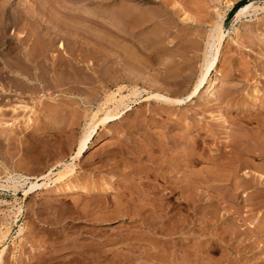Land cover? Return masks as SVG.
Wrapping results in <instances>:
<instances>
[{"label":"rangeland","instance_id":"374dc122","mask_svg":"<svg viewBox=\"0 0 264 264\" xmlns=\"http://www.w3.org/2000/svg\"><path fill=\"white\" fill-rule=\"evenodd\" d=\"M227 1L0 0V49L23 57L38 44L41 80L33 96L11 93L6 100L0 175L6 167L40 177L69 162L76 165L72 184L114 188L56 195L54 172L44 189L28 196L23 189L0 187V227L10 226L1 264H264V190L255 198V187L237 193L234 184L246 179L244 169L250 177L264 176V157L248 150L250 164L236 172L239 146L234 143L251 147L253 141L245 137L256 122L247 124L233 108L246 92L264 88V1L248 0L255 7L239 18L238 10L230 13L241 0H232L230 8ZM141 7L151 9L153 19L134 26L124 15ZM222 11L226 37L218 69L223 81L216 97L197 94L180 105L149 98L155 92L189 95L208 55V32ZM148 37L165 44H150ZM179 72L186 74L172 78ZM233 86L245 91L235 92ZM118 87L141 92L128 102L123 117L100 127L97 142L73 161L86 115ZM20 103L36 111L28 126L22 109L11 111ZM139 165L144 168L136 173ZM56 187L65 188L63 183ZM14 206L22 207L15 219Z\"/></svg>","mask_w":264,"mask_h":264},{"label":"bare ground","instance_id":"6f19581e","mask_svg":"<svg viewBox=\"0 0 264 264\" xmlns=\"http://www.w3.org/2000/svg\"><path fill=\"white\" fill-rule=\"evenodd\" d=\"M264 1V0H263ZM226 3V7L230 8L232 5H234L233 1H227ZM174 4V3H173ZM176 4V3H175ZM255 7V2H248L245 3L243 6H241L238 11H237V18H239L242 14L246 13L250 8ZM133 8V7H132ZM140 11L137 12H133L132 10H128V9H124L125 11H127V13L124 15L125 17L128 16L129 21H131L132 23L135 24H139V23H143V21H150L152 17V12L150 11L151 9L149 8H143ZM140 9V8H138ZM164 9V8H163ZM161 9V10H163ZM166 9V8H165ZM226 9V8H225ZM136 10V9H135ZM123 11V10H122ZM165 11V10H163ZM189 12L188 9L186 8L184 10V16L187 17L189 19ZM124 13V11H123ZM219 13V12H218ZM118 16L120 15L117 14ZM123 16V17H124ZM189 16V17H188ZM227 16V15H226ZM124 17V18H125ZM224 17H225V13L222 11L221 13H219L216 17V20L213 22L212 26L210 27V31L208 32V40L206 42L207 46V52L208 55L206 57H204V61H203V65L201 66L202 69L200 71V73H198L199 75L197 76L194 85L191 86L193 87L192 91L188 92L189 95H187V97H174V95L172 97L166 95V94H161V93H152L149 95V98H155L160 102H164V103H172V104H182L183 102H188L190 100H192L195 96H197V94L201 95V97H203L204 99H210L213 98L216 95V92L219 88L220 82L223 81L222 80V73L221 70L219 72V63H220V58L221 57V53H222V48H223V44L225 42V37L226 34L224 32V25H223V21H224ZM226 19V18H225ZM125 20V19H124ZM6 21V20H5ZM128 21V20H127ZM131 23V24H132ZM145 24V23H144ZM132 26V25H131ZM133 26V27H134ZM139 26V25H138ZM24 31V29H23ZM146 37V36H145ZM144 37V38H145ZM148 43L150 42V44H153L155 46H159V45H164L162 44L163 42H161V39H157V38H153V37H148L147 38ZM211 40L212 43H211ZM13 45V44H12ZM36 46L38 47V44H36ZM36 46L32 47V49H30L29 51H27V53L21 57L20 53H18L17 56H13L12 50L10 49H4L1 50L0 49V81L3 80L2 82H4V79L9 78L11 81H13L10 85H5V83H1L0 82V126L3 125L4 121H2L1 116L5 115V110L4 105L9 102H7V98L11 93H15L16 95H23V94H29L33 96V93H35L36 91H38V83L40 80V75L37 74V68H38V58L39 55H37L38 53L40 54V51H37ZM42 49H43V45ZM184 48V45H182ZM7 47V46H6ZM10 47V45H9ZM7 47V48H9ZM64 47L63 44L60 45V48ZM39 48V47H38ZM41 48V47H40ZM246 48V47H245ZM27 49V48H26ZM206 49V48H205ZM21 50V49H20ZM205 52V50H204ZM203 52V53H204ZM192 53V52H191ZM205 56V55H203ZM76 58V57H75ZM203 58V57H202ZM51 59V58H50ZM58 59V58H57ZM77 59V58H76ZM63 62L62 64L65 63V60L63 58ZM46 61V60H45ZM69 61V60H68ZM120 61V60H119ZM67 62V61H66ZM69 63V62H68ZM54 64V63H53ZM246 64V63H245ZM57 65V64H56ZM73 66V65H72ZM40 67V65H39ZM48 67V68H47ZM61 67V66H60ZM64 67V66H63ZM69 67V66H68ZM67 67V68H68ZM42 68V67H41ZM40 68V70H41ZM54 68V66H53ZM58 68V66H57ZM228 68V67H227ZM246 68V67H245ZM244 68V69H245ZM44 69V68H42ZM48 69V70H47ZM51 68L49 66H46V69H44V71L47 70L46 75H48L47 73H49L48 71H50ZM55 70V69H54ZM71 70V69H70ZM173 70H177V69H173ZM181 70V69H180ZM42 71V70H41ZM44 71L42 73H44ZM64 71V70H63ZM66 71V70H65ZM179 71V69H178ZM243 71V70H242ZM54 72V71H53ZM186 72V70H185ZM177 73L175 75L172 76V78H176V77H180L183 76L186 73ZM237 72V71H235ZM245 72V71H244ZM51 73V72H50ZM57 73V72H56ZM220 73V74H219ZM45 74V73H44ZM73 74V73H72ZM52 76V75H51ZM60 76V75H59ZM229 76V74H228ZM227 76V77H228ZM248 77V76H247ZM169 78V77H168ZM44 79L47 80V78L44 77ZM51 79V78H50ZM55 79V78H54ZM235 79V78H234ZM233 79V80H234ZM182 80V79H181ZM227 80V79H226ZM175 84L177 85L178 83H180V81L176 80L174 81ZM184 82V81H183ZM226 82V81H225ZM232 82V81H231ZM10 83V82H9ZM228 83V82H227ZM226 83V84H227ZM258 83V82H257ZM174 84V83H173ZM225 84V85H226ZM161 85V84H160ZM184 85V84H183ZM230 85V82L228 84V86ZM233 85H238V84H233ZM227 86V85H226ZM243 86V85H242ZM234 88H232L233 91H243L242 88H238L237 86H233ZM248 87V86H247ZM253 87V86H252ZM125 88V87H124ZM182 90V89H181ZM245 91V90H244ZM243 91V92H244ZM141 92V91H140ZM140 92L138 91V89L133 88L131 89L129 92L124 93L123 91V87H118L117 90L110 92L109 94L106 95L105 100L99 104V106L97 107L96 110H92L88 115H86L85 118V124H84V128L82 131V134L79 138L76 150H75V154L72 157V160L75 161L77 159H80L81 157H83L87 151H89V149L97 142V138H95V135H97L98 130L100 129V127L104 126L108 121L110 120H114L115 118H121L123 117V115L129 110V101L131 102V100L134 101L133 98H136ZM177 93V92H176ZM181 93V91H180ZM172 95V94H171ZM178 94H176L177 96ZM180 96V95H179ZM35 97V96H34ZM32 97V98H34ZM200 97V98H201ZM216 97V96H215ZM10 98V97H9ZM14 98V97H13ZM16 98V97H15ZM196 98V97H195ZM19 100V99H18ZM137 100V99H136ZM135 100V101H136ZM201 100V99H200ZM252 101V104H250V101ZM14 101V100H13ZM27 101V100H26ZM208 101V100H206ZM15 105V104H14ZM13 112H16L19 109H22L25 113L26 116L24 117V123L28 126L29 124H31L33 122V118L32 117L34 115V113L36 112L35 109L33 108V106H29L28 104H22L20 103L18 106H12L11 107ZM233 108H236V115L243 121H245L247 124H250L252 122H256V128L254 131H252V133L248 136H246L245 138L252 140L253 144L251 147H241L242 145L240 144L241 142H233L234 144L238 145L239 147L236 148V156H235V161H236V166H235V170L236 172L241 169H243L244 167H246L249 163V160L246 156L247 151L249 150V152H252L254 154H256L257 156L264 157V117H261V115L264 113V88H260L259 87H254V89H252L251 93H247L246 92V99L241 100H237L233 106ZM10 112V111H9ZM20 111H18L19 114ZM225 113V112H224ZM14 114V115H15ZM223 114V113H222ZM213 115V114H212ZM227 115H229V111H227ZM221 116V115H220ZM225 118V116H224ZM227 119V117H226ZM4 120V118H3ZM11 120V119H10ZM21 120V119H20ZM36 121V119H35ZM34 121V122H35ZM232 121V120H230ZM12 122V121H11ZM227 122V121H226ZM244 122V123H245ZM8 122L5 121V124H7ZM20 123V122H19ZM225 123V120H224ZM223 123V124H224ZM35 124V123H34ZM33 124V125H34ZM5 126V125H4ZM7 126V125H6ZM5 128V127H4ZM35 129V128H33ZM6 132V131H5ZM197 133V132H196ZM239 138V137H238ZM240 141V138L237 139ZM243 140V139H242ZM244 141V140H243ZM121 143V142H120ZM232 143V141L230 142ZM225 144V143H224ZM243 144V143H242ZM194 145V144H193ZM120 146V145H119ZM123 146V145H122ZM223 146V145H222ZM232 148V147H231ZM224 149V146H223ZM186 150H188L186 148ZM228 150V149H227ZM133 153V152H132ZM188 153V152H187ZM130 154V153H129ZM141 154V152H140ZM191 154V153H190ZM194 155V154H192ZM133 156V155H132ZM188 156V155H186ZM127 157V156H126ZM146 157V156H145ZM150 157L149 155L147 156V158ZM129 158V157H128ZM219 158V157H218ZM231 158V157H230ZM251 159V157H249ZM144 159V158H143ZM232 159V158H231ZM149 159H147L148 161ZM252 160V159H251ZM154 161V160H153ZM235 161L233 163H235ZM255 161V160H253ZM232 162V161H230ZM251 162V161H250ZM264 162V161H263ZM252 163V162H251ZM259 163V162H258ZM123 164V163H121ZM141 164V163H140ZM250 164V163H249ZM254 164V163H252ZM255 165V164H254ZM263 165V163H262ZM115 166V165H114ZM117 168L119 165H117ZM127 166V164H126ZM125 167V169L127 170V168ZM131 166V165H130ZM234 166V165H233ZM59 167H62L60 170H58L57 173H55L52 169L51 171H49V173L46 175L44 174L43 176H31V175H27L25 173H21V172H14V171H10L8 170V168L5 167L4 170V175H0V187L3 188H10L13 190H19V189H23L24 193L26 196H28L30 193H32L33 190L35 189H44V187H46L48 185V181H51L53 178L50 177V175L52 176L53 172L55 174H57V177L55 179L52 180V184L54 183L55 189L54 192L56 195H62L65 193H74L75 191H78V189L83 190L85 193H92L93 194H97V193H101V191H105V193H111L114 188H112V186L106 185V187L102 188L101 186H97V185H92L91 187H89V185H85V187H79L78 185L80 184H72L71 180H69V178L73 177V175L75 174V167L74 163H66L63 162L61 164H59ZM225 167V166H224ZM258 167V166H256ZM115 168V167H114ZM123 168V167H122ZM129 168V167H128ZM144 168V165H139L137 167H135L134 171L136 173H139L142 171V169ZM159 168L162 169V166L159 165ZM248 168V167H247ZM260 168V167H259ZM131 170V169H130ZM129 171V170H128ZM160 171V170H159ZM173 171V170H172ZM243 171V170H242ZM259 171V170H258ZM264 171V170H263ZM131 172V171H130ZM151 172V171H150ZM147 173V172H146ZM156 173V172H155ZM159 173V172H158ZM256 173V172H255ZM127 174V173H126ZM250 172H248L247 170L243 172V175H245V178H233V179H237L238 180L234 183L235 184V190L236 192L239 191V189L241 187H246V186H250V187H255L253 189H255V192L253 193L254 197L256 198L257 196L260 197L261 192H263L262 190H264V176L262 173H258L259 175H257L256 177H250ZM150 175V174H149ZM154 175V174H153ZM157 175V174H156ZM196 175V174H194ZM148 176V175H147ZM54 177V176H53ZM242 177V176H241ZM135 178V177H134ZM194 178V177H193ZM196 178V177H195ZM45 180L44 182L40 183V181ZM69 180V181H68ZM77 180V179H76ZM117 180V176H113L112 177V181ZM133 181V180H132ZM78 182V181H77ZM58 183H63L65 188H57L56 185H58ZM140 183V182H139ZM142 183V182H141ZM88 184V183H87ZM175 184L178 185V181L175 182ZM50 185V186H51ZM84 185V184H83ZM141 185V184H140ZM143 185V184H142ZM141 185V186H142ZM49 186V187H50ZM131 187V186H130ZM156 187V186H155ZM163 186H161L162 188ZM52 188V187H51ZM135 191H137L134 187H132ZM145 188V187H142ZM160 188V186H159ZM163 188H166L165 186ZM247 188V187H246ZM47 189V188H46ZM130 189V188H129ZM140 189V188H138ZM156 189V188H155ZM175 189V188H174ZM126 190V189H125ZM128 190V188H127ZM131 190V189H130ZM159 190V189H158ZM164 190V189H163ZM157 191V189L155 190ZM155 191H153V193H155ZM162 191V189L160 190ZM159 191V192H160ZM195 191V190H193ZM251 191V190H249ZM261 191V192H260ZM132 193V191H130ZM148 192V190H147ZM146 192V193H147ZM158 192V191H157ZM192 192V191H191ZM149 193V192H148ZM190 193V192H189ZM194 193V192H192ZM238 193V192H237ZM133 194V193H132ZM195 194V193H194ZM193 194V195H194ZM130 195V194H129ZM245 195V193H244ZM95 196V195H94ZM126 196V195H125ZM128 196V195H127ZM233 196V195H232ZM248 196V195H247ZM246 196V197H247ZM101 197V196H100ZM123 197V196H122ZM130 197V196H129ZM197 197V196H196ZM235 197V196H234ZM59 198V197H58ZM131 198V197H130ZM101 199V198H100ZM121 198L118 199V203H121ZM132 200V199H131ZM129 201V200H128ZM145 201V200H144ZM143 202V201H142ZM125 203V202H124ZM145 203V202H144ZM123 204V203H122ZM146 204V203H145ZM142 205V204H141ZM148 205V204H146ZM121 206V205H120ZM122 207V206H121ZM141 207V206H140ZM145 207V205H144ZM258 207V206H257ZM146 208V207H145ZM119 209V208H118ZM13 215L11 217H13L14 219L18 217V214L21 212L22 207L19 206H14L13 209ZM123 211V210H122ZM140 211H142V208H140ZM137 212V211H136ZM118 213V211H117ZM123 213V212H122ZM10 221V220H9ZM15 221V220H14ZM155 221V220H154ZM13 224V223H12ZM3 225V224H2ZM6 225V224H4ZM7 226V225H6ZM23 226V225H22ZM20 226L19 228V234H21L23 232V227ZM14 227V226H13ZM1 228V227H0ZM10 233V226L6 227L5 230H3L1 228L0 231V264L2 261V258H4L3 256L6 254L9 245L5 244L4 241L8 238ZM18 236V235H17ZM15 242V241H13ZM81 249V247H80ZM83 254V251L80 253V255ZM86 254V253H85ZM63 255V254H62ZM69 255V254H68ZM84 255V254H83ZM101 255V254H100ZM74 257V256H73ZM72 257V258H73ZM99 259V258H98ZM52 260V259H51ZM84 260V259H83ZM72 262V260H71ZM67 263V262H66ZM70 263V261H69ZM54 264V263H53Z\"/></svg>","mask_w":264,"mask_h":264},{"label":"trees","instance_id":"16d2710c","mask_svg":"<svg viewBox=\"0 0 264 264\" xmlns=\"http://www.w3.org/2000/svg\"><path fill=\"white\" fill-rule=\"evenodd\" d=\"M248 0H241L238 3L234 5L231 11V15L234 14L241 6H243L245 3H247Z\"/></svg>","mask_w":264,"mask_h":264}]
</instances>
